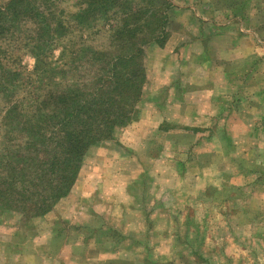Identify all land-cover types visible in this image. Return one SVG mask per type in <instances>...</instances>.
<instances>
[{"label":"rangeland","instance_id":"rangeland-1","mask_svg":"<svg viewBox=\"0 0 264 264\" xmlns=\"http://www.w3.org/2000/svg\"><path fill=\"white\" fill-rule=\"evenodd\" d=\"M10 1L0 0V7ZM167 1L173 5L169 13L171 35L183 36L182 40L188 42L193 35L182 26L183 15L180 13V6L184 5V0ZM195 1L199 12L210 11L212 18H215L213 14L217 12L216 17L222 24L221 28L228 23L230 30L240 38L238 48L245 49L246 43H249L254 46L255 54L241 62H229V52L225 51V45L218 44L214 48L212 60L220 57L226 61L221 65L225 71L224 77H221L219 72V78L215 75V78L206 77L204 87L213 92L216 86V94L222 87V100L218 95H212L207 98V103H204L206 97L195 96L198 87L194 88L191 84L195 82L194 78L201 75L191 71L190 74L194 76L188 81L181 80L185 85L178 81L175 87L177 90L186 89L190 92L192 89L195 92L187 93L183 101L185 93L176 94L175 91L172 101H168L169 88L156 92L151 90L154 88V80L149 70L148 50L152 48L149 46L145 61L147 80L142 100L138 105L139 113L129 125L118 129L113 139L92 146L84 157L82 167L92 171L93 166L102 168V165H107L110 171L128 170L131 171L129 175L132 180L138 179L142 168L149 169L147 182L141 177L142 182H145L144 192L139 191L142 187L140 184H135L134 189L125 191L128 179L113 175L112 177L118 180L116 183H122L121 188H116L118 190L115 191L112 187H107L97 196L113 200L110 196L114 195L120 204L128 199H135L134 196L137 195L139 201L148 203L145 205L146 211H149L150 200L154 204L164 203L165 206L160 205L156 209V235H153L149 242L127 241L125 244L130 252L133 250L132 246L142 242L152 249L158 247L162 252H173V261L168 264H182L185 261L188 264H199L203 261L210 263L214 257L221 258L223 264H231L224 255L225 250L245 249L254 255L259 264H264V0ZM75 4V0L64 1L61 8L73 13L77 9ZM231 24L234 26L231 27ZM248 33L252 36V33L257 34L258 38L245 41L248 40ZM206 34L209 36L208 32ZM243 52L240 50L237 55H250V52ZM59 56L60 50H56L51 59L57 61ZM19 58L21 60L17 61V64L22 67L20 82L25 84L24 90L30 92L28 90L34 88L38 92V83L30 85V77L36 66L35 57L26 54ZM214 65L216 64L213 62L211 69ZM173 67L178 68L176 64H173ZM225 75H234L235 78L231 80ZM32 79L36 81V78ZM27 92L26 95L31 100L32 94ZM21 93L24 95V92ZM2 107L0 105V108ZM141 111L144 112L142 115L146 123H140ZM160 121L162 123H159ZM91 149L94 153H90ZM135 150L138 153H135ZM88 159L90 163L86 165ZM191 170L200 171L201 175L188 174ZM108 181L106 185H110L114 179ZM205 186L206 191L202 190ZM188 190L190 196L184 197L183 193ZM198 191H201L200 195ZM77 198L75 197V202ZM181 200L190 203L182 207L178 203ZM79 203L85 202L80 199ZM80 209L77 215L79 219L90 213V208L83 204ZM1 210L0 223L4 224L0 231H4V236H11L10 232L18 234L21 238L26 234H36L41 238H44L45 234L48 235L49 231L45 226L29 225L39 217L22 219L14 215L13 218L7 219ZM125 211L126 219L133 221L130 226L132 231L145 227L142 223L145 214L142 211L131 207ZM117 212L120 215V209ZM64 215H67V212ZM166 234L170 238L162 240L160 235ZM115 242L119 244L118 241ZM99 248L101 247L95 246L93 257L101 258L103 254H99ZM201 248L207 252L199 254ZM189 249L192 254L186 256ZM218 251L221 254H218ZM165 259L164 255L130 253L122 262L157 264L159 260L160 264H165Z\"/></svg>","mask_w":264,"mask_h":264},{"label":"trees","instance_id":"trees-1","mask_svg":"<svg viewBox=\"0 0 264 264\" xmlns=\"http://www.w3.org/2000/svg\"><path fill=\"white\" fill-rule=\"evenodd\" d=\"M64 1L0 7V209L22 219L50 213L88 150L136 118L147 48L171 35L167 0H75L73 13ZM26 54L36 59L38 92L20 82Z\"/></svg>","mask_w":264,"mask_h":264},{"label":"crops","instance_id":"crops-1","mask_svg":"<svg viewBox=\"0 0 264 264\" xmlns=\"http://www.w3.org/2000/svg\"><path fill=\"white\" fill-rule=\"evenodd\" d=\"M175 4L179 5L176 2ZM180 8V13L183 15L182 26L189 34L191 33L193 37L188 42H184L182 40L183 36L172 34L164 47L151 45L152 48L148 50L149 70L154 80L152 83L154 88L151 90L156 92L163 88H169L168 95H170V97L168 101H172V96L175 94V91L176 94L184 92L183 101H185L187 93H191L192 91L195 92V90L191 89L190 92L186 89L177 90L175 85L178 84V81L184 84L181 80L188 81L191 79L194 75H191L190 72L194 71L196 75H201L199 78H194L195 82L191 84L194 88L198 87L195 96L206 97L204 103H207V98L209 99L212 95H214V97L218 95L219 99L222 100V87L218 94L215 93L216 86L213 92H209L204 87L208 77L215 78L213 75H215L216 78H219L220 75L224 77L223 72L225 71H223L221 65L226 61L220 57L218 59L214 58V61L212 60L214 48L218 44H224L225 51L227 53L229 52V62H241L250 59V56L255 54L254 46L246 43L245 49L238 48L240 38L230 30V26H227L228 23L227 25L225 24L224 28H221L222 24L218 17H216L217 12L213 14L215 18H212L210 11L199 12L195 0H184V5H181ZM232 26L234 25L231 24V27ZM217 27H219L218 33L216 32ZM206 32H208L209 36H207ZM252 34L253 36L248 33L246 35L248 40L245 41H254L256 37L258 38L257 34ZM240 50L241 52H250V55L238 56L237 54L240 53ZM213 62L216 65L211 69ZM173 64H176L178 68L173 67ZM225 77L231 80L235 78L234 75H225ZM198 80L204 81L197 82ZM216 100L217 99H215V104L217 103ZM180 103L182 104L183 102ZM142 113L144 112L141 111L142 119L140 123L145 121ZM162 121L159 123H162ZM147 125L150 126V124ZM140 142L142 144L144 143L142 140ZM92 149L90 153H94ZM136 151L137 150H135V153H138ZM106 159L111 160L108 158ZM126 159L129 158L126 157ZM89 163L90 160L88 159L86 165ZM99 164H101V161H99ZM108 167L107 165H102V168L93 166L92 171H89L86 167H82L70 194L60 200L51 213L29 224H37V226H45L46 229L48 228V235L45 234L46 236H44V238L40 236L37 237L36 234H31V236L30 234H26V236L21 238L18 234H13V232H10L11 236H4V231H0V264H124L122 261H125L126 256L130 253L135 255L151 253L153 255L157 254V256L164 255L166 256L165 264L172 262L173 259L171 255H173V252H166L167 250L162 252L158 247L154 248L152 244L151 246L153 249L147 246V243L144 244L141 242L140 245L132 246L133 250L131 252L126 245L128 243L127 241L149 242V240L154 237L153 235H156L155 228L158 222L156 209L160 205L165 206L164 203L159 204L155 202L154 204L150 200L149 211H146L147 208L145 205L148 203L139 201L140 198H138L137 195L134 196L135 199H128L120 204L119 200H117L114 195V197L110 196L113 200L97 197L98 194H100L101 191H105L107 187H112L115 191L121 188L122 183H120V181L116 183L118 180L112 177L113 175L128 179L126 183L127 186L124 187L125 191L131 188L134 189L135 184H140L142 187L139 191L144 192L145 189H143V187L145 188L149 169L142 168V172H140L138 179L132 180V177L129 175L131 171H110L111 169ZM188 174H194L196 176L201 175V172L191 170L188 171ZM141 177H143V181L145 182H142ZM112 178L114 181L110 183V185H106L109 182L108 180ZM206 189V186L202 188L204 191H206ZM199 190H201V188H199ZM168 192L170 193V190H168ZM198 193L200 195L201 191H198ZM183 195L184 197H189V190L185 191ZM75 197H78L76 202L74 200ZM79 198L85 203H79ZM178 203H180L182 207H185V205H188L190 202L181 200L178 201ZM82 204L90 208V213L79 219L77 215H79L78 211L81 210L80 206H82ZM125 207L127 209L131 207L142 211L145 214L142 218V223L145 224V227L139 228V230L135 232L132 231L130 226L133 221L129 218L126 219L127 212L125 211ZM119 209L120 215L117 212ZM65 212H67V215H64ZM4 216H6L7 219L14 217V215L11 214H5ZM138 222L141 226V222L139 220ZM3 224L2 222L0 223V230ZM125 226L127 229H124ZM66 230L67 232L64 233ZM160 237L162 240L170 238L167 234L166 236L160 235ZM171 237L173 238L174 234ZM95 238L97 241H95ZM115 240L118 241L119 244L124 243V245L116 244ZM96 245L101 247L99 248L101 250H98L100 255L103 254L101 258L99 256V258H96V256L93 257ZM203 251L205 253L207 252L205 249L201 248L199 254H202ZM187 252L188 254L186 256L192 254V250L190 249ZM218 254L221 253L218 251ZM214 255L217 254L214 253ZM224 255L232 262L231 264H259L254 258V255L245 251V249L241 251L226 249ZM162 258L161 260H163ZM185 262L182 264H188ZM160 263L161 261L158 260L157 264ZM140 264H144V262ZM199 264H223V260L214 257L210 263L203 261L199 262Z\"/></svg>","mask_w":264,"mask_h":264}]
</instances>
